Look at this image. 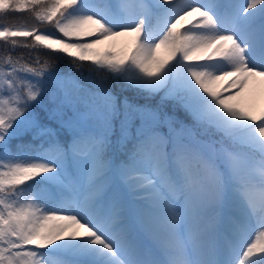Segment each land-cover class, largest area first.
I'll use <instances>...</instances> for the list:
<instances>
[{"label": "snow or ice", "instance_id": "1", "mask_svg": "<svg viewBox=\"0 0 264 264\" xmlns=\"http://www.w3.org/2000/svg\"><path fill=\"white\" fill-rule=\"evenodd\" d=\"M257 90L264 0H0V264H264Z\"/></svg>", "mask_w": 264, "mask_h": 264}, {"label": "rangeland", "instance_id": "2", "mask_svg": "<svg viewBox=\"0 0 264 264\" xmlns=\"http://www.w3.org/2000/svg\"><path fill=\"white\" fill-rule=\"evenodd\" d=\"M130 38L124 37L120 38L118 42H105L104 44L96 45L95 49L97 52H103L106 48H108L112 43H116V48H121L126 45ZM239 104L244 110H248L249 108V97L248 94H245L244 97H241L239 100ZM261 106H264V99L261 98L259 91L256 94L255 108L259 110Z\"/></svg>", "mask_w": 264, "mask_h": 264}, {"label": "trees", "instance_id": "3", "mask_svg": "<svg viewBox=\"0 0 264 264\" xmlns=\"http://www.w3.org/2000/svg\"><path fill=\"white\" fill-rule=\"evenodd\" d=\"M20 20V17H17L15 20H11L9 22H18ZM127 45V44H126ZM126 45L122 46L121 48L115 49L116 51H123L126 47ZM69 63V58L65 57L61 62V67H66Z\"/></svg>", "mask_w": 264, "mask_h": 264}, {"label": "bare ground", "instance_id": "4", "mask_svg": "<svg viewBox=\"0 0 264 264\" xmlns=\"http://www.w3.org/2000/svg\"><path fill=\"white\" fill-rule=\"evenodd\" d=\"M258 91H259V90H257V92H258ZM252 235L254 236V235H255V232H253Z\"/></svg>", "mask_w": 264, "mask_h": 264}]
</instances>
